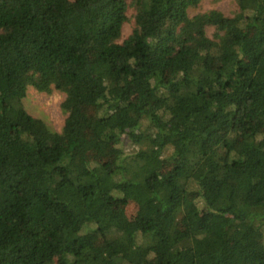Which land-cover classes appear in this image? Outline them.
I'll return each mask as SVG.
<instances>
[{
	"label": "trees",
	"instance_id": "obj_1",
	"mask_svg": "<svg viewBox=\"0 0 264 264\" xmlns=\"http://www.w3.org/2000/svg\"><path fill=\"white\" fill-rule=\"evenodd\" d=\"M201 1L0 0V264H264V0Z\"/></svg>",
	"mask_w": 264,
	"mask_h": 264
},
{
	"label": "rangeland",
	"instance_id": "obj_2",
	"mask_svg": "<svg viewBox=\"0 0 264 264\" xmlns=\"http://www.w3.org/2000/svg\"><path fill=\"white\" fill-rule=\"evenodd\" d=\"M211 9H218L225 15L231 16L238 9L237 0H202L199 8L191 10V14L193 15ZM129 15L130 20L124 25L123 37H126L134 27L132 10L129 11ZM207 32L209 36H212L214 28L208 27ZM64 98L65 95L57 90H54L51 93H43L30 87L23 102L31 115L43 118L54 130L60 131L66 118V114L62 110V102ZM86 110L91 117L94 116L93 108H86ZM85 157L87 159H95L110 164H112L115 159L113 147L102 144H96L92 151L85 154ZM116 206H123L122 202L118 201ZM125 208L127 214L133 218L137 210L135 203L129 202L125 205ZM98 246L102 248L104 244L99 242Z\"/></svg>",
	"mask_w": 264,
	"mask_h": 264
}]
</instances>
